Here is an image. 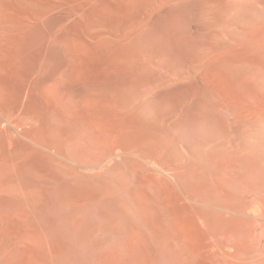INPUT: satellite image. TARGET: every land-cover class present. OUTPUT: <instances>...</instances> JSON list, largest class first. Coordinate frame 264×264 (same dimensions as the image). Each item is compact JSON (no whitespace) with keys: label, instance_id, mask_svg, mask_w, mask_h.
Listing matches in <instances>:
<instances>
[{"label":"rangeland","instance_id":"1","mask_svg":"<svg viewBox=\"0 0 264 264\" xmlns=\"http://www.w3.org/2000/svg\"><path fill=\"white\" fill-rule=\"evenodd\" d=\"M51 1L57 6L46 13L45 19L71 13L56 27L54 44L85 51L86 59L72 60L55 80L41 84L34 93L28 88L24 104L29 94L48 103L56 122L78 118L77 106L64 94L63 86L74 84L75 68L81 67L86 70L82 82L101 86L125 83L136 90L145 102L141 117L152 123L155 117L150 103L156 94L179 86H200L206 90L213 119L224 118L235 137L260 141L264 152V132L252 128L260 124L259 116L264 118V22L255 27L248 18H264V0H227L239 5L229 16L240 18L228 22L234 37L217 68L202 71L193 65V56L209 43L205 30L194 25L190 57H176L180 69L160 62L151 73L124 67V49L109 39L94 46L71 39L81 30L74 19L82 25L93 23V31L106 35L118 30L124 20L134 18L136 5L124 10V0H110L113 5L92 0L93 11L81 15L72 13L78 0ZM49 2L42 7L47 8ZM12 25L18 28V23ZM31 78L28 84L34 81ZM17 109L9 119L19 125L22 115L18 114L24 110ZM129 115L120 112L111 116L110 124L117 131L113 150L107 140L93 143L88 129L68 142L66 155L76 170L46 184L38 205L30 208L19 199L0 198V264H264L262 180L235 165V152L223 147L208 148L204 159L190 158L186 124L169 132L177 143L174 150L138 158L124 148L129 141L125 130ZM170 118L166 120L169 124L175 117ZM26 124L15 125L25 130L24 126H29ZM176 152H182L184 159L176 160ZM205 171L213 175L227 198L213 197L202 186L197 176ZM20 175L33 183L26 168ZM241 191H247L248 197ZM130 219L133 223H128Z\"/></svg>","mask_w":264,"mask_h":264},{"label":"bare ground","instance_id":"2","mask_svg":"<svg viewBox=\"0 0 264 264\" xmlns=\"http://www.w3.org/2000/svg\"><path fill=\"white\" fill-rule=\"evenodd\" d=\"M109 1L97 0L104 5ZM46 2L0 0V198H16L30 208L38 205L45 195L46 184L52 180L59 181L76 170L66 155L65 146L77 139L85 129L91 130L93 143L104 139L109 141V149H114L113 138L117 131L111 126L110 119L120 112L131 117L125 129L129 141L124 148L138 158L145 159L147 153L162 156L174 150L177 143L171 139L169 132L172 128L186 124V146L190 158L204 159L208 148L212 147L233 151L236 154L234 164L260 178L264 191V152L260 149L261 142L244 139L240 135L235 137L230 124L222 120L224 118L214 120L205 99L206 90L200 86H179L156 94L150 103L155 117L152 123L141 117L145 102L136 90L125 83L124 86H101L93 82L86 83L85 80L82 82L86 70L81 67L75 68L74 84L63 86L64 94L73 99L77 106L78 118L56 122L52 119L48 103L45 105L42 103L44 101L29 94L28 103L24 104L28 88L34 93L38 87L41 89V84L55 80L72 60L81 61L87 55L85 51L66 50L54 44L56 27L71 13L45 19L46 13L57 6L56 2L50 0L47 8L42 7ZM133 5L137 7V15L131 20H124V24L118 25V30H111L106 35L105 32L93 31V23L82 25L79 19H74V24L79 25L81 30L71 39L85 41L92 46L109 39L124 49V67L151 73L156 69L155 64L160 62L168 68L180 69V61L176 57H190L191 28L199 25L205 30L209 43L193 56V65L198 70L209 71L217 68L221 55L228 49L229 42L233 41L228 22H238L240 18L239 15L229 16L239 6L236 1L124 0V10ZM93 6L92 0H78L72 13L87 15L93 11ZM160 9H163L162 13H158ZM248 18L255 27L264 22V18L259 15H250ZM14 23H18L16 30L12 25ZM89 49L92 50V47L89 46ZM156 57L163 61H158ZM31 77H34V81L28 84ZM77 83L86 84L77 86ZM17 108L24 110L23 114H18L19 117L22 115L19 125L27 123L30 126H24L27 127L25 130L9 119ZM170 117L175 118L169 124L166 120H170ZM258 120L260 124H254L252 128L264 132V118L259 116ZM175 158L182 160L184 154L176 152ZM24 168L30 171L33 183L21 177L20 171ZM197 177L210 195L220 200L227 198L211 173L199 172ZM240 193L244 197L249 194L247 191ZM128 223L133 221L130 219Z\"/></svg>","mask_w":264,"mask_h":264}]
</instances>
